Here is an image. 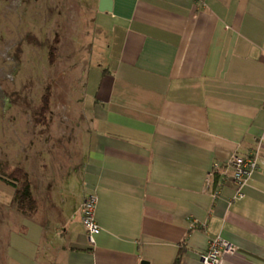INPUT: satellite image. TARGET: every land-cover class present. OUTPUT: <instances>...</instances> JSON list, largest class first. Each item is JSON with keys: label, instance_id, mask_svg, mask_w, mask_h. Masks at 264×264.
<instances>
[{"label": "crops", "instance_id": "1", "mask_svg": "<svg viewBox=\"0 0 264 264\" xmlns=\"http://www.w3.org/2000/svg\"><path fill=\"white\" fill-rule=\"evenodd\" d=\"M111 2L88 4L113 36L110 58L93 77L69 68L81 192L49 226L41 261L201 264L220 235L235 245L221 264H264V0ZM254 153L259 166L234 198L222 171ZM90 191L92 244L80 220Z\"/></svg>", "mask_w": 264, "mask_h": 264}, {"label": "rangeland", "instance_id": "2", "mask_svg": "<svg viewBox=\"0 0 264 264\" xmlns=\"http://www.w3.org/2000/svg\"><path fill=\"white\" fill-rule=\"evenodd\" d=\"M88 4L90 0H0V175L17 166L26 170L37 202L35 213H20L13 188L0 179V264H43L49 226L64 224L80 198V130L71 121L78 114L63 107L64 100L72 101V95L63 93L71 61L77 76L90 67L93 77L114 47L103 27L107 22ZM55 35L59 44L50 63ZM47 84L51 102L41 125L34 118ZM93 87L90 82V92Z\"/></svg>", "mask_w": 264, "mask_h": 264}, {"label": "built area", "instance_id": "3", "mask_svg": "<svg viewBox=\"0 0 264 264\" xmlns=\"http://www.w3.org/2000/svg\"><path fill=\"white\" fill-rule=\"evenodd\" d=\"M259 166L258 154L250 155H238L234 154L227 161L225 168L230 170L229 174H226L224 169V177L229 178L235 185L234 198H240L243 196V187L246 185L247 180L251 178L253 173ZM219 165L217 163L212 164V169L208 175L213 174V171L217 169ZM97 203V195L94 191H90L84 197L81 203V222L86 232L89 243L94 242V236L99 232V226L94 218V211ZM235 251V245L229 240L217 235L210 239L207 247L200 253L201 264H221L222 258Z\"/></svg>", "mask_w": 264, "mask_h": 264}, {"label": "trees", "instance_id": "4", "mask_svg": "<svg viewBox=\"0 0 264 264\" xmlns=\"http://www.w3.org/2000/svg\"><path fill=\"white\" fill-rule=\"evenodd\" d=\"M59 36L55 35L53 43L49 48L48 60L50 63L55 61ZM51 102V85L47 84L40 95V107L35 113V122L44 125L47 121V113ZM13 188L14 202L17 210L27 216L35 213L37 210L36 199L32 195L29 175L26 170L17 166L5 177L0 175Z\"/></svg>", "mask_w": 264, "mask_h": 264}, {"label": "water", "instance_id": "5", "mask_svg": "<svg viewBox=\"0 0 264 264\" xmlns=\"http://www.w3.org/2000/svg\"><path fill=\"white\" fill-rule=\"evenodd\" d=\"M111 5H112L111 0H99V10L101 11L111 10Z\"/></svg>", "mask_w": 264, "mask_h": 264}]
</instances>
